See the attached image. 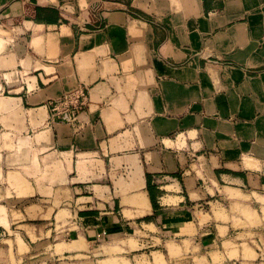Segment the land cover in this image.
<instances>
[{"label": "crops", "instance_id": "1", "mask_svg": "<svg viewBox=\"0 0 264 264\" xmlns=\"http://www.w3.org/2000/svg\"><path fill=\"white\" fill-rule=\"evenodd\" d=\"M0 264H264V0H0Z\"/></svg>", "mask_w": 264, "mask_h": 264}, {"label": "built area", "instance_id": "2", "mask_svg": "<svg viewBox=\"0 0 264 264\" xmlns=\"http://www.w3.org/2000/svg\"><path fill=\"white\" fill-rule=\"evenodd\" d=\"M85 105V96L80 88L63 94L59 100L53 104L52 110L54 114L50 122L52 124L58 122L66 113L70 116L76 115L79 111L84 109Z\"/></svg>", "mask_w": 264, "mask_h": 264}, {"label": "trees", "instance_id": "3", "mask_svg": "<svg viewBox=\"0 0 264 264\" xmlns=\"http://www.w3.org/2000/svg\"><path fill=\"white\" fill-rule=\"evenodd\" d=\"M146 179H147V186H148V189H149L150 195H151V189L153 186L151 185V182H150V176L146 175ZM151 200H152L153 206H155V197H153L152 195H151Z\"/></svg>", "mask_w": 264, "mask_h": 264}]
</instances>
